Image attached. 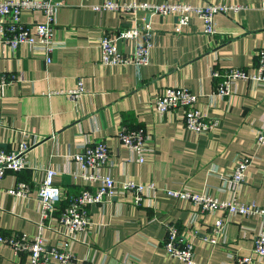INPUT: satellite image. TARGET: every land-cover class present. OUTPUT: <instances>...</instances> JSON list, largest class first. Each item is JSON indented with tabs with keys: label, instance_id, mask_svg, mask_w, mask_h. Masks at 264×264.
<instances>
[{
	"label": "crops",
	"instance_id": "crops-1",
	"mask_svg": "<svg viewBox=\"0 0 264 264\" xmlns=\"http://www.w3.org/2000/svg\"><path fill=\"white\" fill-rule=\"evenodd\" d=\"M52 1L56 7L51 35L57 46L47 63L42 53H31L25 45L11 50L0 42V71L16 79L0 88L4 120L0 148L8 150L20 141L31 145L24 156L25 167L5 171L0 178V233H35L39 210L34 190L46 167L55 171L52 182L60 192L55 213L63 208L81 188L71 174L75 164L69 155L79 150L82 141H102L109 151L102 173L115 180L152 183L153 188L138 206L122 192L89 205L90 224L71 239L62 241L60 234L44 231L47 245L63 243L72 255L70 264H183L161 247L164 223H173L186 236L195 231L193 259L201 264H237L238 257L250 258L246 264H264V257L253 252L260 224L257 215H233L222 235L210 243L200 236L209 232L221 212L201 213L191 202L164 192L185 187L219 200L235 196L264 206V146L255 142L256 133L264 129V82L239 80L229 96L217 97L212 93L217 80L210 76L212 68L255 69L256 52L264 48V0H166L244 5L235 13L216 14L212 35L202 32L201 21L194 16L177 31L170 15L145 19L142 11L93 10L102 0ZM19 19L30 24L44 17L39 10H21ZM143 23L150 27L147 64L136 69L131 64L104 67L97 63L101 33ZM142 36L116 39L115 46L129 54ZM76 79H81L83 92L73 103L59 91L73 88ZM168 86L196 94L194 106L218 119L215 131L186 130L178 111L155 113L152 98ZM121 124L145 130L149 152L142 163L127 159L126 149L116 138ZM242 155L252 161L243 183L235 185L229 175ZM18 180L30 187L25 198L5 191ZM0 264H29V260L0 243Z\"/></svg>",
	"mask_w": 264,
	"mask_h": 264
},
{
	"label": "built area",
	"instance_id": "built-area-1",
	"mask_svg": "<svg viewBox=\"0 0 264 264\" xmlns=\"http://www.w3.org/2000/svg\"><path fill=\"white\" fill-rule=\"evenodd\" d=\"M56 4L52 0H0V42L11 50L20 45H25L29 52L43 54L45 63L49 61L50 51L57 46L52 40L51 30L54 24V10ZM244 5L227 3H204L192 5L180 1L147 2L139 0H102L99 5H94L93 10H113L119 12L142 11L148 15L165 16L175 18V29L188 24L194 16L201 21L202 32L212 35L214 29V16L237 12ZM21 10H39L44 20L42 22L24 24L19 19ZM142 33L141 41L136 44L129 54L122 53L115 46V40L135 38ZM150 27L143 23L140 27L132 26L117 29L111 34L103 32L98 38L99 57L97 63L108 67L114 65L125 66L131 64L138 69L148 62L150 49ZM257 64L253 71L248 72L243 68H229L223 71L212 68L210 76L217 80L212 91L217 97L229 96L232 93V85L236 81L264 82V48L256 52ZM15 76L0 71V88L15 81ZM65 93L70 101L75 103L83 92L81 79H76L75 86ZM197 95L185 87L168 86L161 89L152 98V108L157 114L167 111H178L177 117L183 127L194 133H212L218 126V119L207 117L194 104ZM4 120L0 114V126ZM118 142L123 145L128 154V160L142 163L149 149L145 142L147 134L140 127H126L120 125L116 131ZM255 142L264 146V129L256 133ZM30 144L20 141L15 147L8 150L0 148V178L5 171L17 172L24 168L25 154ZM79 150L69 155L75 164L72 176L80 181L81 188L70 197L68 203L55 213L56 204L60 200L59 188L52 182L55 171L46 167L34 194L38 199L39 220L33 235L17 232L5 235L0 233V243L10 247L12 253L17 256L24 253L29 264H70L72 255L67 253L62 244L47 245L44 239V231H54L62 236V241L71 239L90 224L89 205L100 204L105 199L117 192L128 193L132 205H140L152 190V183L135 182L131 179L115 180L109 174L102 173L101 167L105 165L109 151L102 141H82ZM252 157L239 156L231 171L230 180L235 185H240L245 180L247 167ZM6 193L16 198H25L30 187L25 181H15L6 190ZM165 194L180 200H187L203 212L220 211L221 216L214 219L209 232L200 236L201 240L215 243L216 237L222 235L225 224L233 215L249 216L257 215L260 218L258 230L253 238V252L258 257H264V206L253 203H244L237 197L231 196L225 199H217L206 192H193L188 188L165 189ZM164 240L161 245L165 253L183 264H201L193 259L192 241L193 234L184 235L173 223H164ZM123 259L122 261H124ZM250 258L238 257L237 264H246Z\"/></svg>",
	"mask_w": 264,
	"mask_h": 264
},
{
	"label": "water",
	"instance_id": "water-1",
	"mask_svg": "<svg viewBox=\"0 0 264 264\" xmlns=\"http://www.w3.org/2000/svg\"><path fill=\"white\" fill-rule=\"evenodd\" d=\"M147 17H148V14H145V19H147Z\"/></svg>",
	"mask_w": 264,
	"mask_h": 264
}]
</instances>
